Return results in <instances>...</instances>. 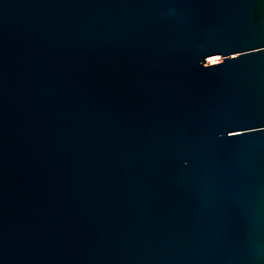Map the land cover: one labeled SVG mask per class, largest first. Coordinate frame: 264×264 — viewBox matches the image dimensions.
I'll list each match as a JSON object with an SVG mask.
<instances>
[{
    "label": "water",
    "instance_id": "1",
    "mask_svg": "<svg viewBox=\"0 0 264 264\" xmlns=\"http://www.w3.org/2000/svg\"><path fill=\"white\" fill-rule=\"evenodd\" d=\"M0 264H264V0H0Z\"/></svg>",
    "mask_w": 264,
    "mask_h": 264
}]
</instances>
